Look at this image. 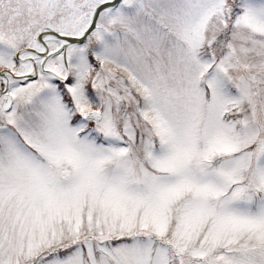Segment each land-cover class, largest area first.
Listing matches in <instances>:
<instances>
[{"label":"snow or ice","instance_id":"obj_1","mask_svg":"<svg viewBox=\"0 0 264 264\" xmlns=\"http://www.w3.org/2000/svg\"><path fill=\"white\" fill-rule=\"evenodd\" d=\"M0 264H264V0H0Z\"/></svg>","mask_w":264,"mask_h":264}]
</instances>
